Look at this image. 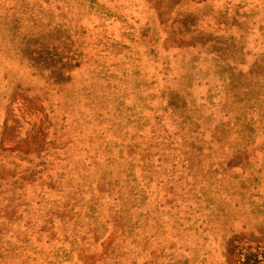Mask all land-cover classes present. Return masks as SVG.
Here are the masks:
<instances>
[{"label":"rangeland","instance_id":"1","mask_svg":"<svg viewBox=\"0 0 264 264\" xmlns=\"http://www.w3.org/2000/svg\"><path fill=\"white\" fill-rule=\"evenodd\" d=\"M0 264H264V0H0Z\"/></svg>","mask_w":264,"mask_h":264}]
</instances>
